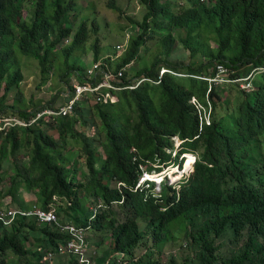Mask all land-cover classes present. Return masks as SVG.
<instances>
[{"label":"trees","instance_id":"obj_1","mask_svg":"<svg viewBox=\"0 0 264 264\" xmlns=\"http://www.w3.org/2000/svg\"><path fill=\"white\" fill-rule=\"evenodd\" d=\"M76 1L0 0L2 116L17 115L29 122L54 107L50 103L16 111L5 105L6 96L20 88L22 57L38 61L43 77L61 71L62 79L85 73L81 55H72L83 50L89 38L87 21L73 33ZM209 1L137 0L143 17L130 21L142 33L130 38L125 55L113 66L119 71L138 59L149 40L159 38L170 72L160 77L157 59L135 75L155 84L111 91L107 101L76 106L72 116L54 117L53 122L41 118L0 133V182L6 177L10 181L2 196L23 210L32 204L22 191L34 194L44 210L53 196L66 199L58 217L62 223L91 226L90 245L101 250L93 256L96 264H123L125 259L130 264H264V0ZM182 2L187 5L180 7ZM25 4L31 7L29 18H24ZM110 6L123 12L116 0ZM178 47L199 61L186 65L173 60ZM61 53L63 70L56 64ZM99 60L96 44L94 61ZM219 64L234 82L208 81L216 78ZM128 76L129 71L124 84H130ZM246 78L253 83L252 91L240 87L246 82H236ZM224 86L229 89L226 100L221 96ZM68 87L73 89L70 83ZM193 97L203 109L192 103ZM94 111L104 143L77 128L96 127ZM54 124L59 140L48 134ZM175 137L182 143L173 159ZM8 146L12 161L2 152ZM72 151L76 157L69 155ZM183 153L198 157L189 175L171 185L162 183L159 193L154 184L139 185L144 165L149 173L161 172L162 166H180ZM83 168L85 180L79 179ZM87 205L97 209L91 223ZM173 224L184 230L185 248L168 254L162 263ZM68 239L67 233L35 217H17L11 225L0 221V264H52L46 259L49 252L55 253L53 260H62L58 263L68 259L79 264L76 256L57 253Z\"/></svg>","mask_w":264,"mask_h":264},{"label":"rangeland","instance_id":"obj_2","mask_svg":"<svg viewBox=\"0 0 264 264\" xmlns=\"http://www.w3.org/2000/svg\"><path fill=\"white\" fill-rule=\"evenodd\" d=\"M209 3L213 5L214 0H210ZM111 0H77L76 1V8L75 12H73L72 15L76 18L73 27L75 33L79 27V24L83 21H87L88 27H89V38L86 41V43L83 46V50L75 51L72 55L77 56L81 55V62L83 63L84 69H87L88 66H90L94 61V56L96 53V44H97V52L99 54L100 60L101 59H110L114 57H123L125 55L124 52H118L117 45L122 43H128L131 37H137L142 33L141 28L130 21V18L137 19L138 21L142 20L143 17V10L140 8L137 0H116V5L123 11L118 12L116 10L111 9ZM184 2L181 3V6H186ZM25 12H24V18L30 17L31 7L28 4H25L24 6ZM71 38L69 41H65V45L69 46L71 43ZM211 45L214 46V42H211ZM171 58L174 59H180L184 61V64L188 65L192 61H199V58L191 59L190 53L180 47L175 49L174 52L171 54ZM120 59V58H119ZM117 59L114 64L117 65ZM159 59L160 62V70L165 68L164 59L165 55L162 53V47L160 43V39L156 38L154 40H149L146 45L142 46L139 49V57L137 60L131 62L129 66L132 68L129 71L130 78L135 77V75L141 71L142 67L144 65L150 67L152 66L155 61ZM61 70L66 68L65 65V57L60 54V58L58 59L56 63ZM21 66H22V82L20 84L19 90L14 89L11 91L7 96L5 100V105L10 107L14 106L16 111L19 110H28L33 111V109L37 106H44L48 105L50 103H54V107L61 106L65 102V95L67 92L68 84L70 83L72 85L71 79H74L73 77L62 79L61 74L62 71L59 72L57 75L50 74L49 77H43L41 68L39 66L38 61L32 58L22 57L21 58ZM160 73V72H159ZM222 78L224 81L216 80L217 83H227L226 80H228L229 75L224 74L222 75ZM240 79H238L236 82H239ZM245 84V83H244ZM231 84L230 90H234L235 86H232ZM230 86V85H229ZM227 86V87H229ZM242 87V86H241ZM4 88L5 83L2 84L0 89V97L4 95ZM244 89L247 91H252L253 89V83L250 82L249 84L244 85ZM227 90L226 86L221 91L222 100H226L227 97ZM234 92V91H232ZM234 95V94H232ZM74 115V114H73ZM95 119H96V127H77L79 131L85 133L88 137H94L99 143L105 142V133L103 130V126L100 122L99 117L96 115V112L94 111ZM13 118H19V116H8ZM46 122H53V120L44 119ZM56 124H54V129H51L48 131L49 135H52L56 140H59V132L55 128ZM3 127H0V130L3 129ZM174 147L175 150L172 153V158H175V153L178 151V148L180 144L182 143L178 137H175L174 139ZM3 139L0 136V149L1 146H3ZM6 146V145H5ZM2 152H4V157L7 161L13 160V154H10L11 147L8 146L5 149H2ZM171 152V151H168ZM194 155L193 153H191ZM1 155V150H0ZM71 157H76V152L72 151L69 153ZM68 155V156H69ZM197 156V155H195ZM180 158V157H179ZM178 158V162L181 163L182 161ZM192 158V159H191ZM187 163L185 165V168L187 169V172L190 171L192 168V164L194 162L193 156L187 157ZM198 159V158H197ZM28 158L24 159V163H28ZM150 167V165H148ZM177 166V165H176ZM175 166V167H176ZM168 166H162L161 170H168ZM147 166H143V174L142 177H144V173L156 175L158 172H147L146 170ZM153 168H158V165L155 164ZM85 168L80 171L79 179L85 180L86 177L84 176ZM169 171V170H168ZM178 169H172L168 172V175L171 177V180L168 179L166 183L173 184L178 182V180L182 177V173L176 174ZM172 174H174L172 176ZM189 174V173H188ZM149 178V177H148ZM158 180V179H156ZM10 184L9 178L6 177L3 179V181L0 182V191L2 193L0 194V206L1 210H7L10 208H17L16 205L12 204V200L10 197H3V191L6 190L7 185ZM155 184V183H154ZM147 186V185H146ZM155 193L160 192V186L155 185L154 186ZM24 199L27 201V203L35 204L39 206L40 204L36 201V198L34 196L25 195V194H31V193H23ZM34 195V194H33ZM95 206L94 205H87L88 210H92ZM67 221V220H66ZM71 222V221H70ZM101 236V234H98ZM99 236L96 239H100ZM171 238L167 245L165 246L162 254L160 256V261L164 263L166 261V257L170 253H176L177 249L185 248L184 244L186 241L185 232L181 228L180 224H173L171 229ZM94 237V232L88 231V239H92ZM112 243V240L110 236H108L106 245H110ZM31 247V246H30ZM92 251L96 252L95 255H97L100 250V247L96 245H91ZM187 248V247H186ZM145 249V248H144ZM144 249H142L140 252H142ZM146 251H143L141 254H145ZM178 251L177 253H179ZM180 255V254H179ZM138 258L133 259L132 261H136ZM131 261H128V259H125V263L123 264H130Z\"/></svg>","mask_w":264,"mask_h":264},{"label":"built area","instance_id":"obj_3","mask_svg":"<svg viewBox=\"0 0 264 264\" xmlns=\"http://www.w3.org/2000/svg\"><path fill=\"white\" fill-rule=\"evenodd\" d=\"M128 49V43H122L117 45L118 52H126ZM121 57H114L108 59H101L99 61H93V63L85 69V73L83 75H76L71 79L72 88L67 89L65 98H69L65 100L64 104L58 107L46 108L40 113L36 115L35 118L30 120L29 122L22 120L21 118H13L2 116L0 113V127L3 129L0 130V133L7 131L9 127L14 126H29L36 123L39 119H49L54 120V117H65L72 116L74 114V110L76 106L83 107L94 106L97 103L102 101H107L109 97V93L113 91L114 93H119L122 90H132L142 85L145 82L154 83L155 81L149 79L145 76L142 77H128L127 81L130 84H124L123 77L124 74L131 70L129 64L119 69V71H115L116 67H114V62ZM170 72L167 69H162L160 71V77H162L165 73ZM229 75V71L225 66L219 64L217 65V74L215 79H208L209 82H216V80L224 81L222 75ZM240 87L244 89V85L249 84L248 78L244 80H240ZM226 82H234L230 79V75ZM159 83V82H157ZM245 90V89H244ZM248 91V90H247ZM107 93V94H105ZM192 103L196 105L199 109H203V107L198 104L195 97L192 98ZM209 124V119H208ZM67 200L63 199L59 196H53L50 204L48 205L47 210L42 209L40 206L33 204L29 210H23L20 208H10L7 210H2L0 212V221H2L5 225H11L15 219L18 217H35L37 222L40 224L47 225H55L58 230L63 233H67L69 235V239L58 246L57 253L61 255L69 254L76 256L79 258V264H96L93 256H95V252L92 251L90 242L88 240V231L91 226L84 228L78 227L73 223H62L58 217L57 209L59 206L66 205ZM97 215V209H92V216L90 218L91 221ZM124 256V254H122ZM55 256V253L49 252L47 254V260L52 261ZM105 264H110L107 261Z\"/></svg>","mask_w":264,"mask_h":264},{"label":"clouds","instance_id":"obj_4","mask_svg":"<svg viewBox=\"0 0 264 264\" xmlns=\"http://www.w3.org/2000/svg\"><path fill=\"white\" fill-rule=\"evenodd\" d=\"M189 155H192L191 153H183V154H181L180 155V160L182 161L181 162V165L180 166H168L167 168H168V170L169 171H171L172 169H174V168H176V169H178V171H179V173H182V177L179 179V180H182L185 176H187V175H189L187 172H186V170H185V165H186V163H187V157L189 156ZM192 156H194V158H195V160H194V163H193V166L195 165V163H196V161H197V156H195V155H192ZM168 170H163V171H161V172H158V174H154L155 176H160V178L157 180V181H152V180H150V179H148V177H149V174H147V173H144V177H141V179H140V181H139V185H144V184H146L147 186H149V184H154V186L155 185H158V186H161L162 185V183H164V182H166V181H168V179H170L171 180V177L168 175ZM163 174V175H162ZM178 180V181H179ZM174 184V183H173ZM33 205V204H32ZM18 208V207H17Z\"/></svg>","mask_w":264,"mask_h":264},{"label":"bare ground","instance_id":"obj_5","mask_svg":"<svg viewBox=\"0 0 264 264\" xmlns=\"http://www.w3.org/2000/svg\"><path fill=\"white\" fill-rule=\"evenodd\" d=\"M179 139V138H178ZM180 140V139H179ZM190 156H192V155H190ZM194 157V156H193ZM192 159V158H191ZM190 160V159H189ZM188 160V161H189ZM194 160H195V158H194ZM194 163V162H193ZM192 166V168L194 167L193 166V164L191 165ZM191 168V169H192ZM175 169V168H174ZM190 169V170H191ZM185 170H186V172H187V169L185 168ZM190 171H188L187 173H189ZM176 174H179V171H177V173ZM163 175V174H162ZM174 174H172V176H173ZM174 177V176H173ZM160 178V176H155V175H151V174H149V178L148 179H150V180H152V181H157L156 179H159Z\"/></svg>","mask_w":264,"mask_h":264},{"label":"crops","instance_id":"obj_6","mask_svg":"<svg viewBox=\"0 0 264 264\" xmlns=\"http://www.w3.org/2000/svg\"><path fill=\"white\" fill-rule=\"evenodd\" d=\"M25 195L34 196V198H36L35 195H33V194H25ZM23 198H25V197H24V194H23ZM26 202H27V201H26ZM12 204H14V203L12 202ZM91 245L94 246V244H91ZM95 253H96V252H95ZM60 261H62V260H60V259L57 258V259L51 261V263H52V264H61V263H58V262H60ZM63 264H69V263H68V259H67V260H63Z\"/></svg>","mask_w":264,"mask_h":264}]
</instances>
